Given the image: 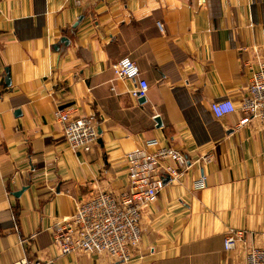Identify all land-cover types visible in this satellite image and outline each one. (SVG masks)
Segmentation results:
<instances>
[{"label":"crops","instance_id":"crops-1","mask_svg":"<svg viewBox=\"0 0 264 264\" xmlns=\"http://www.w3.org/2000/svg\"><path fill=\"white\" fill-rule=\"evenodd\" d=\"M122 58L148 85L143 102L112 71ZM261 62L264 0H0V264H242L223 242L229 229L250 245L264 235V124L238 128L239 111L217 119L210 105L238 108ZM57 108L96 117L89 152L69 148ZM153 139L187 163L143 211L132 259L61 256L54 226L76 201L122 194L125 156Z\"/></svg>","mask_w":264,"mask_h":264},{"label":"built area","instance_id":"built-area-1","mask_svg":"<svg viewBox=\"0 0 264 264\" xmlns=\"http://www.w3.org/2000/svg\"><path fill=\"white\" fill-rule=\"evenodd\" d=\"M80 6L90 0H72ZM117 79L132 81L130 91L136 99L144 98L148 90L146 81L140 78L137 65L129 58H122L112 65ZM212 115L220 119L237 111L241 118L237 127L252 121L264 124V62L249 80L248 91L236 105L230 99L216 100L210 105ZM56 121L63 128V135L73 151L89 152L98 139L97 119L94 116H71V109L57 108ZM152 149V150H151ZM126 189L119 196L101 191L89 199L76 201L72 215L54 226L53 244L63 255L105 254L115 262H128L141 239V216L153 204L166 183L176 180L186 166L187 159L172 147H163L157 140L144 145L125 156ZM168 177L169 181L165 182ZM206 186V177L193 181L195 190ZM247 232L229 229L224 236L225 252L241 245L242 264H264V235L259 245L246 241ZM14 264H41L22 259Z\"/></svg>","mask_w":264,"mask_h":264},{"label":"water","instance_id":"water-1","mask_svg":"<svg viewBox=\"0 0 264 264\" xmlns=\"http://www.w3.org/2000/svg\"><path fill=\"white\" fill-rule=\"evenodd\" d=\"M61 44L67 45V44H68V40H67L66 38H62L59 44L53 46V49H55V51H57V50L60 48V45H61ZM7 84H9V81H8V80H7ZM139 101H140V102H143L144 99L141 98V99H139ZM19 112H20V111L15 110V111H14V115L16 116L17 114H20ZM155 122L157 123L158 126H161L160 120H159L158 118L155 119ZM168 181H169V178L166 177V178H165V182H168ZM22 192H23V190L14 193V195L18 197Z\"/></svg>","mask_w":264,"mask_h":264}]
</instances>
